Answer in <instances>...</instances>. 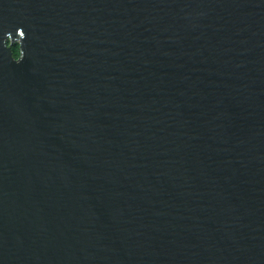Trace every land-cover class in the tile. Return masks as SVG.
<instances>
[{
    "label": "water",
    "instance_id": "1",
    "mask_svg": "<svg viewBox=\"0 0 264 264\" xmlns=\"http://www.w3.org/2000/svg\"><path fill=\"white\" fill-rule=\"evenodd\" d=\"M0 264H264V0H0Z\"/></svg>",
    "mask_w": 264,
    "mask_h": 264
},
{
    "label": "flooded vegetation",
    "instance_id": "2",
    "mask_svg": "<svg viewBox=\"0 0 264 264\" xmlns=\"http://www.w3.org/2000/svg\"><path fill=\"white\" fill-rule=\"evenodd\" d=\"M6 44H7V46L10 47L11 53H12L11 46H16V47L18 48V51H19V44H18L17 42H13V43L11 44L9 41H7ZM12 55H13V53H12ZM18 56H19V54H18ZM18 56H17V57H18ZM17 57L14 56V58H17Z\"/></svg>",
    "mask_w": 264,
    "mask_h": 264
},
{
    "label": "trees",
    "instance_id": "3",
    "mask_svg": "<svg viewBox=\"0 0 264 264\" xmlns=\"http://www.w3.org/2000/svg\"><path fill=\"white\" fill-rule=\"evenodd\" d=\"M13 56L17 57L19 54L18 48L16 46H11Z\"/></svg>",
    "mask_w": 264,
    "mask_h": 264
},
{
    "label": "clouds",
    "instance_id": "4",
    "mask_svg": "<svg viewBox=\"0 0 264 264\" xmlns=\"http://www.w3.org/2000/svg\"><path fill=\"white\" fill-rule=\"evenodd\" d=\"M11 53V52H10ZM22 58V57H21ZM21 58L18 60V61H14L13 60V58H12V53H11V59H12V61H14V62H19L20 60H21Z\"/></svg>",
    "mask_w": 264,
    "mask_h": 264
}]
</instances>
